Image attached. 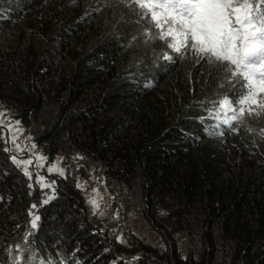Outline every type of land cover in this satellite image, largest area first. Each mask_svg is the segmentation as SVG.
Returning a JSON list of instances; mask_svg holds the SVG:
<instances>
[{"label":"trees","instance_id":"16d2710c","mask_svg":"<svg viewBox=\"0 0 264 264\" xmlns=\"http://www.w3.org/2000/svg\"><path fill=\"white\" fill-rule=\"evenodd\" d=\"M134 8L125 0H0V32L19 41L0 39V103L47 163L62 156L66 169L53 188L30 180L22 169L37 176L31 165L11 159L29 151L15 154L0 126V264H264V114L231 120L236 113L218 101L228 94L235 103L239 85L191 53L163 60L168 49L144 42L147 22ZM52 25L55 47L26 45L24 26L47 33ZM232 152L251 169L232 167ZM78 153L138 191L164 252L141 245L126 259L102 232L72 173ZM177 235H198V258L181 254Z\"/></svg>","mask_w":264,"mask_h":264},{"label":"snow or ice","instance_id":"6c2138e0","mask_svg":"<svg viewBox=\"0 0 264 264\" xmlns=\"http://www.w3.org/2000/svg\"><path fill=\"white\" fill-rule=\"evenodd\" d=\"M125 3L129 8L135 5L133 11L140 20L147 22L143 32L146 37L144 42L147 44L152 39H158L164 43L168 51L162 53L163 60L171 62L173 54L183 58L191 53L198 62L205 61L221 67L227 74L228 83L233 87L239 85L241 91L235 103L228 94L218 101L221 111L236 113L231 120L235 121L244 114L245 105L249 115L259 117L264 114V0H125ZM233 81L236 83L233 84ZM5 114L0 112V116ZM18 125L17 121V131ZM0 126L6 125L0 121ZM261 134L264 135V130ZM12 143L15 144V137ZM31 147L34 149L36 146L33 144ZM11 159L18 167L22 163L33 164L31 159L20 161L15 155ZM46 159L44 156L37 157V161ZM41 166L36 164L37 168ZM22 170L31 180L33 174L28 168ZM54 170L60 176L65 175L62 168L47 169L49 173ZM36 175L39 176V173ZM42 181L41 177L36 183L41 184ZM89 203L94 209L100 207L95 199L89 200ZM37 220L39 216H34L33 228H36ZM8 251L11 254L12 250ZM13 264H20L19 258Z\"/></svg>","mask_w":264,"mask_h":264},{"label":"rangeland","instance_id":"374dc122","mask_svg":"<svg viewBox=\"0 0 264 264\" xmlns=\"http://www.w3.org/2000/svg\"><path fill=\"white\" fill-rule=\"evenodd\" d=\"M32 29L33 28H29L28 26L23 27L24 37L27 40L26 45L28 47L33 48L35 51L43 49L45 45L50 47L56 46L55 43L51 41L58 30L56 25H52L47 33H42V29H36V33H34ZM0 39L1 42L8 39L13 40L14 43L19 42L16 37L11 35V32H0ZM236 106L239 107V105ZM244 107L246 111L242 116H249L247 112L248 106L245 105ZM0 112L6 113L4 116H0V121H3L6 125L7 138L10 140L8 141L9 145L12 148V139L15 137L14 148L17 150L15 154L20 156L19 154L21 152L28 150V155L25 157L33 161L31 168L40 174L39 176H35L32 170L28 168L29 172L33 174L32 179L38 180L42 177L43 181L40 186L43 188H53L56 184L55 179L63 176H60L55 170L49 173L47 169L49 167L62 168L66 174V169L62 162L63 157L59 156L51 164H48L47 160L37 161L38 156H46L40 149H33L31 147V134L29 130L19 123V130L17 131L16 122L9 121L11 119L8 117L7 110L1 103ZM10 128L12 131H9ZM17 145L19 147H17ZM231 148L232 146L228 147V149ZM261 149L264 150V147ZM21 159H24V157ZM242 159L243 157H241V155L232 152L229 156V160L231 161L230 165L232 167H241L245 163L242 162ZM248 162L247 160V165L243 166V168L245 167L244 170L247 171L251 169L250 166H248ZM37 163L42 165V171L36 167ZM72 173L77 177V185L82 186L80 188L85 196L89 213L97 220L99 225H101L102 232L108 231L112 237L121 244L123 256L126 259H132L138 256L141 253L140 251H142L141 245H149L157 248L159 252H164L166 244L161 235L154 230L146 220L145 216L147 209L137 190L127 191L121 188L118 183L108 180L102 169L92 165L80 153L76 156V163L74 168H72ZM91 199H95L98 202L100 206L98 210L94 209L89 203ZM174 241L184 257L187 258L192 256L198 258L201 247L198 235L192 238V240L187 239L185 236L177 235Z\"/></svg>","mask_w":264,"mask_h":264}]
</instances>
